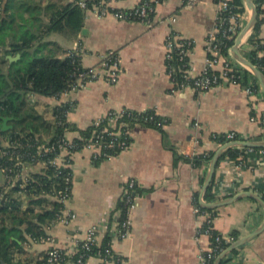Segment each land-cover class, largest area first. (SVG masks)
Masks as SVG:
<instances>
[{"label": "crops", "instance_id": "0c3cea01", "mask_svg": "<svg viewBox=\"0 0 264 264\" xmlns=\"http://www.w3.org/2000/svg\"><path fill=\"white\" fill-rule=\"evenodd\" d=\"M29 1L39 10L35 16L48 21L55 8L77 0ZM141 1L110 0V4L113 9L125 10ZM253 1L263 10L261 36L264 37V0ZM243 2L246 7L244 20L247 21L251 12ZM217 12L218 0H199L194 4L187 0H164L156 7V21L152 27L137 21L118 20L111 15L101 18L89 10L85 12L84 26L79 32L69 28L45 30L40 33L32 55L42 56L51 49L58 57L65 58L70 51L81 48L85 51L82 64L88 68L96 66L106 51L114 49L121 55L122 75L116 84L99 79L80 89L63 92L59 97L32 94L30 99L52 123L55 122L53 110L73 102L74 107L67 117L80 129L87 128L112 110L153 111L167 120L163 130L171 143L180 153L190 157L220 149L213 140L217 133L236 131L243 138L262 141L264 124L252 120V116L255 114L259 119L264 113V91L252 73L251 84L258 86L254 93L227 81L205 93L189 88L173 90L165 58L169 32L174 30L194 41L190 59L192 67L198 71L205 62L206 40L216 25ZM172 15H176L174 22L168 20ZM252 31L244 37L245 43ZM249 47L248 44L240 45L241 53L246 55ZM22 55L10 53L6 58L15 62ZM231 55L241 68L232 49ZM16 56L19 58H9ZM10 67V64L3 65L4 70ZM216 69L219 70L220 65ZM130 135L129 146L110 158L96 162L94 152L89 149L74 154L72 197L66 207L76 213V217L69 224L59 222L47 228L52 241L29 239L31 253H43L54 246L74 247L75 239H86L94 225L101 227L98 235L101 242L109 229L119 228L121 214L117 206L127 182L135 180L146 191L137 195L136 206L130 212V235L124 239L115 238L113 250L124 256L128 264L200 263V254L209 247L210 238L198 231L205 218L195 212L194 195L199 193L200 199L211 160L206 170L184 161L175 166L174 152L164 146L160 129L135 126ZM79 136L77 131L67 132L71 140ZM43 137L49 139L48 134ZM247 157V167H240L228 157L220 159L214 176L215 199L206 200L205 192V202L224 200L244 191L264 198V154L256 152ZM39 169L41 165L31 167V171ZM212 210L216 213L213 230L222 235L236 233L240 239L264 225V206L247 196ZM102 263L103 259L98 256L87 260V264ZM222 264H264V230L229 252Z\"/></svg>", "mask_w": 264, "mask_h": 264}, {"label": "trees", "instance_id": "16d2710c", "mask_svg": "<svg viewBox=\"0 0 264 264\" xmlns=\"http://www.w3.org/2000/svg\"><path fill=\"white\" fill-rule=\"evenodd\" d=\"M77 1L64 7L55 8L49 14V20L44 21L41 16H35L39 10L29 0H0V264H49V251L39 254L31 253L29 238L33 239L32 241H39L49 236L46 228L56 221L58 215L65 208L63 203L51 199L49 195H54L65 189L68 185L66 174L69 169H58L48 164L39 170L32 171L26 180L22 178L16 180L25 165L35 163V160H32V155L36 153L37 145L44 143L47 146L54 144L57 146L59 141L67 138V132L77 131L80 136L73 139V143L76 145L74 151L77 152L95 137L94 134L100 133L106 126H109L107 115L99 123L96 120L87 128L80 129L68 120L67 113L72 110L69 104L59 105L53 110L55 122L51 123L44 119V116L36 108L35 102L30 99L32 94L59 97L70 89L75 80L73 72L77 64L74 63V57L70 53L67 57L60 58L51 49L47 54H41L42 56L32 55V50L36 48L40 33L45 30L62 31L69 28L74 32L81 31L84 26L86 10L81 8ZM92 3V1H88L89 8ZM234 4L235 12H245L246 7L243 0H235ZM262 13L263 10L258 7V20L248 37L247 44L250 47L244 56L264 75V37L261 36ZM234 43V38L222 37L220 45L222 55H229V49L233 47ZM10 53H22L23 55L18 61L10 62L6 58V55ZM4 64L11 65L8 71L4 70ZM242 75H244L243 85H252L251 72L243 69ZM253 87L258 90L257 85ZM142 115H155L154 120L161 118L153 111H147L141 115L138 113L126 114L119 122L127 121L133 127L160 129L163 133L164 146L174 152L175 166L180 161H184L192 164L195 168L206 170L205 166L215 151L192 157L180 153L171 143L163 127L157 126L154 121H135V117ZM3 116L11 117L9 124L12 126L5 130L2 129ZM43 134H48L49 139H44ZM262 137L263 135L260 138ZM112 138L108 136V141ZM220 140H223V137H220ZM129 141H131V137ZM246 149L247 147L244 146L230 147L224 152L221 159L228 157L237 161L238 156L245 153ZM260 149L262 148H254L256 152ZM116 150L117 147L109 149L106 156L115 155ZM54 155L55 152L48 151L41 158L48 160ZM102 159L104 158L99 157L96 162ZM18 161L21 162V165L13 167ZM12 167L13 170L10 172L2 171L3 168ZM9 178L14 180L13 186H10ZM133 181L134 195L146 191V189L140 188L135 180ZM214 186L215 177L206 190V200L215 199ZM194 203L200 206L199 193L194 195ZM117 209L121 211L119 222H122L127 215L128 206L120 200ZM112 234L109 229L101 242L89 243V247H86L85 240L80 241L75 253L65 254L66 251L63 250L62 260L57 264H87V260L91 256L111 259L116 262V258L113 259L107 253ZM217 234H219L217 231H213L212 238L214 239ZM231 235L235 239L238 238L236 233ZM224 246L227 244L224 243ZM122 258L125 257L122 256ZM125 260L127 259L125 258ZM102 264L108 263L103 261Z\"/></svg>", "mask_w": 264, "mask_h": 264}, {"label": "built area", "instance_id": "2783aa9c", "mask_svg": "<svg viewBox=\"0 0 264 264\" xmlns=\"http://www.w3.org/2000/svg\"><path fill=\"white\" fill-rule=\"evenodd\" d=\"M88 1H92V6L88 7ZM164 0H142L137 6L132 9H113L110 4V0H78L77 4L85 9L86 11H93L101 18L107 16H113L118 20L125 21H137L144 23L148 27H152L155 24L156 18V7L159 3ZM191 4L196 3L199 0H187ZM235 0H218V12L216 25L213 30L210 31L206 40V58L204 65L198 70L195 71L192 67L190 55L194 48V41L191 39L183 38L180 34L176 33L174 30L170 31L166 39V68L168 75L172 80L173 90L189 88L196 93H205L211 89L220 87L223 85L224 81L229 82L233 85H240L245 88L246 91L254 93V85H243L242 71L243 65L241 63V68L236 62L232 60L231 49H229V55L224 56L221 52V43L222 37L227 39H236V37L241 32L246 21L244 20V13L246 12H235ZM170 22L176 20V15L168 17ZM246 45L242 40L241 45ZM70 55L74 57V63L77 64L76 69L73 72V77L75 80L72 82L69 90H76L86 86L92 81H97L99 79H106L111 84H116L122 75V64H121V55L118 51L110 49L106 51L102 57L100 63L94 67H84L82 64V57L85 55V51L81 48L74 49L69 52ZM263 54V52H262ZM244 55V54H243ZM178 61V63H176ZM220 65V69L217 70L216 66ZM180 76V78H179ZM182 77V79H181ZM67 90V91H69ZM66 92V91H65ZM70 108L74 107V103H69ZM132 113L145 114L147 112H137L132 109L123 108L120 110L109 111L105 116L109 117V126H106L103 131L100 133L94 134L95 137L87 142L84 145L83 149H89L94 152V159L97 160L99 157L110 158L114 155L106 156L109 149L117 147L115 155L120 153L122 150L126 149L130 144V123L127 121L119 122L126 114L132 115ZM155 115H142L141 117H135V121L139 122L140 120L151 122L154 121L155 124L159 127H163L167 120L163 117L159 120H154ZM98 119L97 123L102 119ZM252 120H260L264 124V113L258 119L254 114ZM119 127V128H118ZM105 133H107L105 135ZM108 136L113 137L108 141ZM223 137V140L219 141V138ZM243 137L239 135L236 131H228L226 133L214 134L213 140L222 147L228 142L235 140H241ZM76 145L73 143V140L68 137L59 141L58 145H49L47 146L44 143L37 145L36 153L32 155V160H35L37 165H41V168L50 164L59 168L69 169L66 174V181L68 185L65 189L56 192L54 195H49L51 199L63 203L65 208L56 218V223H65L69 224L75 217L76 213L70 212L67 209L66 205L72 197V187H73V170H72V160L73 156L76 153L74 148ZM235 147V146H233ZM55 152V155L51 159H42L41 157L46 152ZM254 148L247 147L245 153L243 152L238 156L237 163L240 167H247V155H253ZM261 154H264V148L258 150ZM41 158V159H40ZM25 165L23 171L18 175L17 179L22 178L26 180L29 174L32 172L31 167L34 165ZM21 165V162H15L13 167H18ZM12 168H3V172H10ZM13 181V182H12ZM8 182L11 183L10 186L14 185V180L11 178L8 179ZM134 181L130 180L127 182L124 188V192L121 200L124 201L128 206V212L122 222H119V228L112 231V240L109 243L107 253L110 254V257L113 259L116 258V262L111 259L102 258L103 261H106L108 264H128V261L125 258H122L121 254L116 253L112 248V241L115 238L124 239L130 235L131 232V219L130 212L136 206L137 195L133 194ZM214 192V190H213ZM195 212L198 215H202L205 218V223L202 227L199 228V233H204L210 238V245L208 248L203 249L200 254V263L199 264H214L215 260L226 251L228 246L235 240L233 236H226L222 234H217L213 237V223L215 212L207 211L201 205L195 204ZM121 214V211H118ZM200 215V216H201ZM49 228V227H48ZM47 229V228H46ZM101 230L100 225H94L87 233L85 240L86 247H89L92 242H98V235ZM52 241L51 237L48 236L46 239H40L35 242L42 241ZM79 239H75V246L71 248H60V247H51L49 251V264H57L62 260L63 250L66 251L65 254L75 253L76 247L80 243ZM224 243L227 246H224ZM82 261V258L79 260Z\"/></svg>", "mask_w": 264, "mask_h": 264}, {"label": "water", "instance_id": "95a60500", "mask_svg": "<svg viewBox=\"0 0 264 264\" xmlns=\"http://www.w3.org/2000/svg\"><path fill=\"white\" fill-rule=\"evenodd\" d=\"M250 13V17L249 19L246 21L244 27L242 28L241 32L239 33V35L236 37L235 39V43L233 45L232 48V52L234 54V57L243 65H245V67L254 75V77L259 81V83L262 86V89L264 91V75L263 73L246 57L244 56L241 51H240V45L242 43V40L244 39V37L249 33V31H251L255 25V23L258 20V7L255 4V2L253 0H244ZM11 58V60L17 59L19 58V56L16 57H9ZM3 124H2V129H8L10 127V125L8 124V121L11 119V117L9 116H3ZM233 146H244V147H252V148H264V140L262 141H256V140H250V139H241V140H235L232 142H228L225 145H223L222 147H220V149H218L217 151H215L211 161H210V166H209V170L207 172V176L205 178V182L203 185V190L201 192V197L199 199V203L201 205V207L205 208V209H216L219 208L221 206L230 204L238 199H240L243 196H247L250 197L256 201H258L261 205L264 206V198L261 197L260 195H258L257 193H254L252 191H244L243 193H240L238 195H234L232 197H229L227 199L224 200H220V201H216V202H205L204 200V193L206 192V190L208 189L209 185L211 184L212 180L214 179L215 173H216V168L217 165L220 161V159L222 158L223 153L230 147ZM264 230V225L255 230L252 234H250L247 237H242L240 239H237L236 241H234L233 243H231L228 248L226 249L225 252H223L214 262V264H222L223 263V259L226 257V255L233 251L236 250L237 248L241 247L242 245H244L245 243H247L248 241H250L251 239H253L254 237H256L259 233H261Z\"/></svg>", "mask_w": 264, "mask_h": 264}, {"label": "rangeland", "instance_id": "374dc122", "mask_svg": "<svg viewBox=\"0 0 264 264\" xmlns=\"http://www.w3.org/2000/svg\"><path fill=\"white\" fill-rule=\"evenodd\" d=\"M165 50H166V47H165ZM8 70H9V69H8ZM8 70H6V71H8ZM43 116H44V119L46 120V118H45V117H46L45 113H44ZM48 121H49V120H48ZM50 122H51V121H50ZM51 123H52V122H51ZM166 124H167V123H165L164 126H165ZM164 126H163V127H164ZM118 128H119V127H118ZM133 128H134L133 126H130V132L132 131ZM130 134H131V133H130ZM130 134H129V136L131 137ZM44 135L47 136V134H43L42 136H44ZM35 164H36V163H35ZM34 166H37V164L34 165ZM34 166H33V167H34ZM29 237H30V236H29ZM29 239H30V240H33V239H31V238H29Z\"/></svg>", "mask_w": 264, "mask_h": 264}]
</instances>
